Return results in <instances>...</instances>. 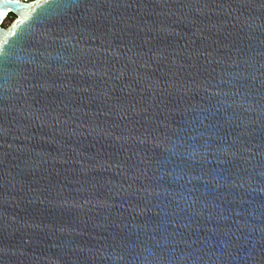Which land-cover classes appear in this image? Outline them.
I'll use <instances>...</instances> for the list:
<instances>
[{
  "label": "water",
  "instance_id": "95a60500",
  "mask_svg": "<svg viewBox=\"0 0 264 264\" xmlns=\"http://www.w3.org/2000/svg\"><path fill=\"white\" fill-rule=\"evenodd\" d=\"M0 45V264H264V0H0Z\"/></svg>",
  "mask_w": 264,
  "mask_h": 264
},
{
  "label": "built area",
  "instance_id": "2783aa9c",
  "mask_svg": "<svg viewBox=\"0 0 264 264\" xmlns=\"http://www.w3.org/2000/svg\"><path fill=\"white\" fill-rule=\"evenodd\" d=\"M21 1H25V2H31V1H34V0H21Z\"/></svg>",
  "mask_w": 264,
  "mask_h": 264
},
{
  "label": "snow or ice",
  "instance_id": "6c2138e0",
  "mask_svg": "<svg viewBox=\"0 0 264 264\" xmlns=\"http://www.w3.org/2000/svg\"><path fill=\"white\" fill-rule=\"evenodd\" d=\"M45 2H47V0H45ZM4 47V45H0V49H2Z\"/></svg>",
  "mask_w": 264,
  "mask_h": 264
},
{
  "label": "flooded vegetation",
  "instance_id": "af4514ba",
  "mask_svg": "<svg viewBox=\"0 0 264 264\" xmlns=\"http://www.w3.org/2000/svg\"><path fill=\"white\" fill-rule=\"evenodd\" d=\"M17 18V17H16Z\"/></svg>",
  "mask_w": 264,
  "mask_h": 264
}]
</instances>
